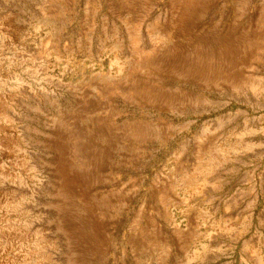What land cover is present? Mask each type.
<instances>
[{"label":"rangeland","instance_id":"374dc122","mask_svg":"<svg viewBox=\"0 0 264 264\" xmlns=\"http://www.w3.org/2000/svg\"><path fill=\"white\" fill-rule=\"evenodd\" d=\"M0 139L31 264H264V0H0Z\"/></svg>","mask_w":264,"mask_h":264},{"label":"bare ground","instance_id":"6f19581e","mask_svg":"<svg viewBox=\"0 0 264 264\" xmlns=\"http://www.w3.org/2000/svg\"><path fill=\"white\" fill-rule=\"evenodd\" d=\"M4 141V139H0V143ZM10 207L12 206L9 202V197L0 192V222L5 221L8 218L7 216L14 211ZM33 236L34 234L29 229L17 221L2 225L0 227V264H19V260L31 264L34 261L41 260L39 258L40 247L38 245L33 244L26 247V244L29 243ZM42 254L49 260L50 255Z\"/></svg>","mask_w":264,"mask_h":264}]
</instances>
